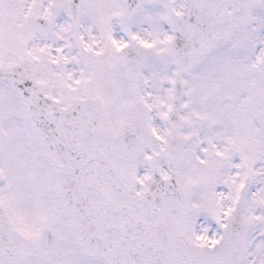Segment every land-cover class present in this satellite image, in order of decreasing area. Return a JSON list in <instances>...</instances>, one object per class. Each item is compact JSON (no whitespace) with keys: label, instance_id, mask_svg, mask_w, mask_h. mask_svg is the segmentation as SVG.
Listing matches in <instances>:
<instances>
[{"label":"snow or ice","instance_id":"6c2138e0","mask_svg":"<svg viewBox=\"0 0 264 264\" xmlns=\"http://www.w3.org/2000/svg\"><path fill=\"white\" fill-rule=\"evenodd\" d=\"M0 264H264V0H0Z\"/></svg>","mask_w":264,"mask_h":264}]
</instances>
